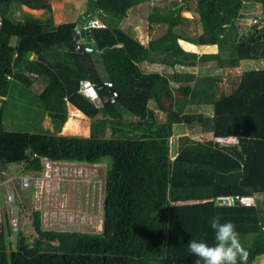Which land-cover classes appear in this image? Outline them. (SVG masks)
Masks as SVG:
<instances>
[{"label": "trees", "instance_id": "16d2710c", "mask_svg": "<svg viewBox=\"0 0 264 264\" xmlns=\"http://www.w3.org/2000/svg\"><path fill=\"white\" fill-rule=\"evenodd\" d=\"M85 2L103 25L90 27V39L77 47L78 22L53 26L48 0H0V172L11 162L40 171L42 158L104 162L101 231L45 230L40 207H33L29 225L36 235L29 242L21 228L11 232L1 198L0 264H196L188 242L214 244L209 221L216 214L221 222L236 225L249 253L247 264H258L257 256L264 254V0ZM23 5L42 8V16ZM12 6L17 17L10 14ZM246 8L255 9L240 33L237 18ZM137 9H143L148 30L153 25L161 30L145 42L128 22L130 17L135 21ZM183 9L191 16L182 15ZM190 23L201 31L191 34ZM183 42L217 49L199 53ZM258 60L259 67L251 65L237 79L229 78L228 90L219 76L198 78L187 69L212 63L226 70ZM153 64L167 71L146 68ZM84 79L94 84L98 106L79 92ZM11 80L43 101L51 121L62 114L67 118V109L48 104V98L54 103L61 96L64 105L72 104L90 119L89 134H61L63 122L53 133L3 127ZM155 110L162 112V120ZM177 122L212 138L181 134L171 156V124ZM83 128L81 120L65 123L67 131ZM228 134H235L238 143L217 146L213 141ZM222 194L234 198L223 203L216 199ZM243 194L253 195L254 203L235 198ZM16 201L27 206L21 194Z\"/></svg>", "mask_w": 264, "mask_h": 264}, {"label": "rangeland", "instance_id": "374dc122", "mask_svg": "<svg viewBox=\"0 0 264 264\" xmlns=\"http://www.w3.org/2000/svg\"><path fill=\"white\" fill-rule=\"evenodd\" d=\"M68 4H70L71 7L66 11V21L75 20L77 22H82L86 18L97 15V12L88 8L85 0L84 2L75 0ZM12 7L13 8L10 14L13 17H17L18 9L15 8V6ZM254 9L255 8H246L245 14L237 18L240 33L242 31L244 32V30H246L248 27ZM87 11L89 16L84 15L85 18H83L82 14L87 13ZM181 14L185 16H191L192 13L189 10L183 9L181 10ZM133 15H135V21L133 22L132 17H130L128 18V22L131 21L130 23L133 33L137 35V37H139L143 42H145L152 33H158L161 31L159 30L160 27L154 25L152 29L148 30L146 22L142 19L145 16L143 9H137L136 13ZM132 22H136V24H133ZM53 26H56V24ZM188 29L191 30V34L201 31L200 25H196L195 23H190ZM83 39L86 38L83 36ZM190 47L199 53L216 51L217 49L215 44L209 46H199L195 48L191 45ZM261 62V60L253 62L248 61L244 62L246 64H242L239 67L229 68L226 70L214 68L212 63L187 69L194 72L195 76L198 78H206L207 76L211 75L219 76L225 83L224 86L226 90H228V83L226 82L229 78L237 79L240 72L244 68L250 67L251 65L259 67L257 64H260ZM146 68L148 70H154L157 72L167 71L162 65L158 64L149 65L148 67L146 66ZM19 87L20 86L18 82L11 80L7 94L4 95L2 124L6 129L53 133L57 131L59 122H63V126L59 131L61 134H66V136H70V134H81V136H85L84 133L88 132V128L90 127L89 119L85 117L82 120L78 118V116H74L77 114L80 115V113L74 110V108L69 103L64 105V99H62L61 96H59L60 98L58 102L56 101L54 103H52L50 98H48V104L53 108L60 106L61 110L67 109V118L65 119L64 114H62L58 121L52 120L48 123L45 120L47 112L43 107V101H40V99L32 90L24 86H21L22 91L16 93L15 91L19 90ZM58 93L60 95L59 90ZM155 112L157 113L156 118L162 120V112L159 110H155ZM69 118L81 120L84 126L87 127V130H84L85 127L83 128V132L81 131L77 133L65 130V123ZM44 123L46 127H44ZM171 128L172 132L171 136L169 137L171 156H173L176 152L177 137L181 136V134L186 133L190 138L195 140H207L212 138L211 133L203 132L195 128H192L193 130H191L180 122L172 123ZM106 133L108 134V130H106ZM215 144L217 146L221 145L218 143ZM61 164L60 170L63 172V176H65L66 179L60 177L57 173L54 174V172H51L48 169H41L40 172H35V170L32 171V174L36 175L38 179L37 181L42 183L44 190L40 198L42 204L40 207L41 217H44L43 224L45 225H42V228L52 231L99 233L101 231L105 163L100 162L96 164H88L63 161ZM10 172L11 170L9 169V165H5L3 171L0 172V179H3L6 176V173ZM48 184L50 187L45 192ZM12 185L14 186L18 196L21 194L24 197L25 205H27L23 207V211L20 214L19 228H21L20 230L25 236H27V240L32 242L36 234L33 227L29 225L31 224V215L29 212L33 207H35L36 204L35 200H33V193L35 192L32 190V187L19 189L18 184L12 183ZM2 193H4V188L0 186V200ZM36 194H38V192ZM262 197L264 198V194ZM43 213L44 215H42ZM53 213L56 215H53ZM9 238V240L13 243L15 238L14 235H10Z\"/></svg>", "mask_w": 264, "mask_h": 264}, {"label": "built area", "instance_id": "2783aa9c", "mask_svg": "<svg viewBox=\"0 0 264 264\" xmlns=\"http://www.w3.org/2000/svg\"><path fill=\"white\" fill-rule=\"evenodd\" d=\"M262 15L264 17V7L262 11ZM254 21L255 19L252 18ZM103 22L96 16H92L90 18H87L84 20L82 24V28L84 29H89L92 26H102ZM77 40V47H81V41L79 40V37H76ZM79 92L83 94L86 98H88L89 101L92 103L96 104L97 106L99 105V98L95 89L94 84L87 80H81L79 83ZM105 85L107 87H110L111 83L106 82ZM116 96V92H113V95H111V98ZM213 141L215 143L221 144L220 146H229L233 144L238 143V137L235 136V134H228V136H215L213 137ZM43 161V170L48 169L51 172H54V174H58L60 177L65 178L63 176V172L60 170V166L62 165L61 162L49 160L46 158H42ZM9 169L11 170L10 173H6V176L3 179H0V186L4 188V193L1 194V198L4 200L3 204V210L4 213L7 216L8 224L10 225L11 232H16L19 228V223H20V218H19V211H23V208L20 206L21 204L16 201V197H19L18 194L16 193L14 184H18L19 189L20 188H30L32 187V190L35 192L33 193L34 199L35 200V207H41V195L43 193V185L42 183L38 182L36 175L32 174L31 170H25L23 169L22 163L21 162H11L9 163ZM35 172H40V171H35ZM56 177V176H55ZM54 177V178H55ZM49 184L47 188L45 189L48 190ZM38 192V194H36ZM35 194V195H34ZM234 197H232L229 194H222L218 195L216 197L217 200L224 202H231ZM235 198L242 204H252L255 201V197L253 195H236ZM1 203V202H0ZM41 204V205H40ZM2 205L0 204V211H2ZM46 213V212H44ZM44 213L42 215H44ZM53 215H56L53 213ZM54 217V216H53ZM2 217H0V222H1ZM43 219L41 217V222L43 224ZM45 226V225H44Z\"/></svg>", "mask_w": 264, "mask_h": 264}, {"label": "clouds", "instance_id": "9594fccd", "mask_svg": "<svg viewBox=\"0 0 264 264\" xmlns=\"http://www.w3.org/2000/svg\"><path fill=\"white\" fill-rule=\"evenodd\" d=\"M82 24L79 29L82 28ZM221 221L222 217L219 214L211 217L209 221L214 231V244L195 239L188 242L189 252L198 258L196 264H199V261H203V264H247L249 253L241 243L236 225L232 221Z\"/></svg>", "mask_w": 264, "mask_h": 264}, {"label": "crops", "instance_id": "0c3cea01", "mask_svg": "<svg viewBox=\"0 0 264 264\" xmlns=\"http://www.w3.org/2000/svg\"><path fill=\"white\" fill-rule=\"evenodd\" d=\"M72 1H75V0H48V2H49V4H50V6H51V18H52V22L54 23V24H59V23H63V22H68V21H66V19H67V17H66V11H67V9L68 8H70L71 6H70V4H68V3H71ZM81 2L83 1L84 2V0H80ZM21 7V9H23V10H25V11H28L29 13H32V14H34V15H36V16H42V11H43V9L42 8H29V7H27V6H20ZM53 16V17H52ZM72 21H75V20H72ZM183 44L184 45H186V46H189L190 44H188V43H186V42H183ZM192 46H194V48L195 47H199L200 45H198V46H196V45H193V44H191ZM190 45V46H191ZM208 44H206V45H201V46H207ZM189 46V47H190ZM209 46V45H208ZM19 90H17V91H15L16 93H18V92H20V91H22L21 90V85L19 84ZM13 93V92H12ZM70 104V103H69ZM73 108H74V110H76L78 113H80V115H82L83 117H86V118H88L85 114H83L80 110H78L75 106H73L72 104H70ZM89 119V118H88ZM45 120L49 123V122H51V119L46 115L45 116ZM89 121H90V119H89ZM45 122V121H44ZM89 124H90V122H89ZM44 125V127H46V125H45V123L43 124ZM89 129L90 128H88V132H85L84 134H85V136H87V134H89ZM52 133V132H51ZM256 261H257V263L258 264H264V254H261V255H258L257 256V258H256Z\"/></svg>", "mask_w": 264, "mask_h": 264}, {"label": "water", "instance_id": "95a60500", "mask_svg": "<svg viewBox=\"0 0 264 264\" xmlns=\"http://www.w3.org/2000/svg\"><path fill=\"white\" fill-rule=\"evenodd\" d=\"M80 23H81V22H78V23L75 25V28H74V34H77V36L79 37V40H80V41L83 39V36H84L85 38L88 37V38L90 39L89 29H84V28H83V29H82V28L79 29ZM78 30H79V33H77ZM80 37H81V39H80ZM90 42H92V41H90ZM81 46H83V45H81Z\"/></svg>", "mask_w": 264, "mask_h": 264}]
</instances>
